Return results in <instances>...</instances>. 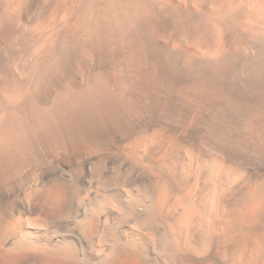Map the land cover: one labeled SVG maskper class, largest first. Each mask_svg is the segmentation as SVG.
I'll return each instance as SVG.
<instances>
[{
    "label": "clouds",
    "instance_id": "9594fccd",
    "mask_svg": "<svg viewBox=\"0 0 264 264\" xmlns=\"http://www.w3.org/2000/svg\"><path fill=\"white\" fill-rule=\"evenodd\" d=\"M0 264H264V0H0Z\"/></svg>",
    "mask_w": 264,
    "mask_h": 264
}]
</instances>
